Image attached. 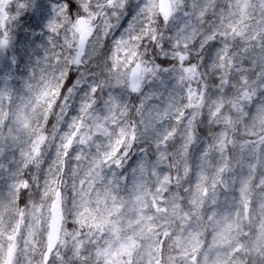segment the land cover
Wrapping results in <instances>:
<instances>
[{
    "label": "clouds",
    "instance_id": "1",
    "mask_svg": "<svg viewBox=\"0 0 264 264\" xmlns=\"http://www.w3.org/2000/svg\"><path fill=\"white\" fill-rule=\"evenodd\" d=\"M141 213L133 264H264V0H0V264Z\"/></svg>",
    "mask_w": 264,
    "mask_h": 264
},
{
    "label": "snow or ice",
    "instance_id": "2",
    "mask_svg": "<svg viewBox=\"0 0 264 264\" xmlns=\"http://www.w3.org/2000/svg\"><path fill=\"white\" fill-rule=\"evenodd\" d=\"M47 95V93H44ZM79 126L77 125V131ZM76 132H73L71 136L68 137L67 142L64 147L69 148L73 142ZM83 142V141H81ZM79 158V157H77ZM205 193L207 189L205 188ZM118 210L119 206H115ZM155 207V204H153ZM153 217L151 215L145 216L143 213L138 215L134 220H130L128 223V228H130L131 234L121 237V227L117 222L111 221L109 219H104L98 227H102L105 224H112V232L116 236V241H106L107 247L97 251L98 257H103V264H133V259L137 255L136 246L142 233H156L158 226L153 222ZM167 235V233H165ZM197 243L192 246L189 250L183 251L181 253L183 257V264H197V253L199 252L200 243L198 237H194ZM118 241V242H117ZM163 246L161 245V248ZM155 246L149 251L152 252ZM172 258H170L171 260ZM149 264H153L152 260H149ZM155 264H160V261H156ZM205 264H207V256H205ZM214 264H227V261H221L217 259Z\"/></svg>",
    "mask_w": 264,
    "mask_h": 264
}]
</instances>
